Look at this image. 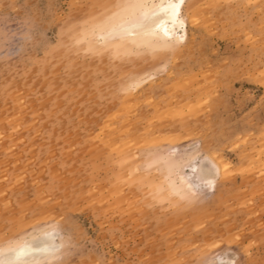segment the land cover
Returning <instances> with one entry per match:
<instances>
[{"label": "rangeland", "instance_id": "374dc122", "mask_svg": "<svg viewBox=\"0 0 264 264\" xmlns=\"http://www.w3.org/2000/svg\"><path fill=\"white\" fill-rule=\"evenodd\" d=\"M114 3L0 0V245L51 226L64 264H264V0H188L181 52L131 61L87 35ZM192 141L221 169L189 205L147 165Z\"/></svg>", "mask_w": 264, "mask_h": 264}, {"label": "snow or ice", "instance_id": "6c2138e0", "mask_svg": "<svg viewBox=\"0 0 264 264\" xmlns=\"http://www.w3.org/2000/svg\"><path fill=\"white\" fill-rule=\"evenodd\" d=\"M183 5L184 0H116L101 6L105 11L87 35L102 51H108L111 59L156 60L163 53L174 54L185 43L188 17L181 10ZM170 63L171 58L154 70L129 75L121 91L132 93L156 80L169 70ZM261 106L264 107V99ZM152 155L154 159L147 166L164 171L171 190L189 205L213 190L220 175V168L201 151L197 141L183 147L169 146ZM70 239L51 226L34 229L31 237L8 239L0 245V264H64L60 253L70 246ZM209 247L218 249L219 244L213 241ZM198 264H239V260L230 250L223 249L212 252Z\"/></svg>", "mask_w": 264, "mask_h": 264}, {"label": "bare ground", "instance_id": "6f19581e", "mask_svg": "<svg viewBox=\"0 0 264 264\" xmlns=\"http://www.w3.org/2000/svg\"><path fill=\"white\" fill-rule=\"evenodd\" d=\"M187 2H188V0H184V5L182 6V12L184 13V9H185V6L187 5ZM191 16V15H190ZM191 18V17H190ZM189 18V19H190ZM192 20H193V18H192ZM190 21V20H189ZM194 22V21H193ZM187 26H188V21H186V28H185V33H186V40H185V43H186V41H187V35H188V28H187ZM89 31V30H88ZM89 37V40H90V44L93 46L94 45V47L96 46V42L94 41V40H91V38H90V36H88ZM184 43V44H185ZM183 44V45H184ZM182 45V46H183ZM181 46V47H182ZM97 47H98V45H97ZM181 47H179L177 50H176V52L179 50V49H181ZM186 50V49H185ZM180 51V50H179ZM181 52V51H180ZM185 52V51H184ZM177 54V53H176ZM217 166L221 169V166H219V164H217ZM183 174V173H182ZM32 236V235H31ZM30 236V237H31Z\"/></svg>", "mask_w": 264, "mask_h": 264}]
</instances>
